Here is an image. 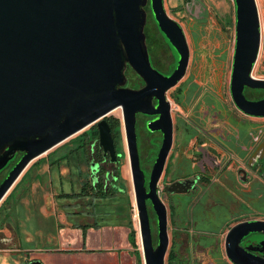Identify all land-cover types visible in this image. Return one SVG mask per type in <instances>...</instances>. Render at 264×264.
Segmentation results:
<instances>
[{
  "label": "water",
  "instance_id": "95a60500",
  "mask_svg": "<svg viewBox=\"0 0 264 264\" xmlns=\"http://www.w3.org/2000/svg\"><path fill=\"white\" fill-rule=\"evenodd\" d=\"M234 2L232 99L242 112L264 117V97L250 99L245 94L246 87L264 89V78L253 75L262 41L257 0ZM148 4L158 28L179 54L170 75L150 59ZM189 60L185 31L169 16L164 0H0V170L23 153L0 184V201L34 158L92 124L98 125L104 152L116 161L105 117L121 108L144 261L166 264L168 209L158 192L173 145L172 105L166 94L185 76ZM128 65L145 81L142 88L126 86ZM138 113L158 114L148 128L164 134L149 186L140 164ZM263 155L264 142L254 158ZM148 200L157 216L156 245ZM260 232L264 233V220L254 219L227 233L225 248L233 264H264V257L253 256L241 245L244 237ZM23 264L43 263L35 258Z\"/></svg>",
  "mask_w": 264,
  "mask_h": 264
},
{
  "label": "rangeland",
  "instance_id": "374dc122",
  "mask_svg": "<svg viewBox=\"0 0 264 264\" xmlns=\"http://www.w3.org/2000/svg\"><path fill=\"white\" fill-rule=\"evenodd\" d=\"M164 5L169 16L181 24L187 37L190 49L188 77L183 80L182 89L176 91V94L180 103L192 109L190 118L196 125L190 132H185L182 152L178 159L179 169L174 173V178L189 174L213 176L219 173V170L213 169L212 161H215L216 157L212 153H204V158L208 161L207 166L201 159L194 160L193 153L203 151L202 143L219 149L223 158L227 159L224 164V168L225 166L227 168L221 177L223 183H213L206 193L194 192L182 200H177L174 208L175 225L168 222L170 244L166 264H169V254L173 258L171 264H233L221 246V240L224 245L227 228L239 219L264 216V186L254 183L249 188L243 187L235 172L238 169L237 158L247 162L264 139V118L242 112L232 100L230 92L236 37L235 2L164 0ZM147 12V29L150 35L157 36L159 31L150 8ZM170 49L178 61V51L171 44ZM165 54L166 51L162 49L160 56ZM156 66L161 69V65ZM126 75L136 83L138 77L133 69H126ZM253 75L264 78V46ZM176 86L167 92L174 116L177 115V109L172 93ZM108 116L118 117L123 122L121 108L113 110ZM96 130L99 131V128ZM205 133L217 137L223 147H218L211 138L210 140L206 138ZM194 141L199 152L188 145ZM122 145L126 155L122 161L121 171L132 198L131 219L139 235V218L137 216L133 219L135 194L125 134ZM231 157L234 158L232 162ZM162 199L165 201L164 197ZM152 216V229L157 239V217L153 210ZM178 233L180 236L183 235L184 243L176 249ZM139 249L142 251L141 241Z\"/></svg>",
  "mask_w": 264,
  "mask_h": 264
},
{
  "label": "crops",
  "instance_id": "0c3cea01",
  "mask_svg": "<svg viewBox=\"0 0 264 264\" xmlns=\"http://www.w3.org/2000/svg\"><path fill=\"white\" fill-rule=\"evenodd\" d=\"M88 127L34 158L0 201V264H145L130 192L98 185Z\"/></svg>",
  "mask_w": 264,
  "mask_h": 264
},
{
  "label": "flooded vegetation",
  "instance_id": "af4514ba",
  "mask_svg": "<svg viewBox=\"0 0 264 264\" xmlns=\"http://www.w3.org/2000/svg\"><path fill=\"white\" fill-rule=\"evenodd\" d=\"M162 49L166 51L165 56L163 55L160 56ZM149 54H150V59L153 65L165 75H170L177 67L178 61L175 60V57L169 45L156 44L154 48L149 49ZM156 64L161 65V69L158 68ZM130 67L131 66L128 65L127 69H129ZM137 77L138 79H136L137 80L136 83H133L132 79H130V77L127 76L126 86L135 88V89L142 88L145 85V81L138 74H137ZM187 77L188 75L186 71L185 76L182 78L179 84L175 87L172 93L173 94L172 99L177 109V115L174 116L172 114V117H173V145L170 150L169 156L167 158L162 176L158 182L159 196L161 199L164 197L166 201V202L165 201L163 202L166 204L167 209H168V222L174 223V225H175V209L174 208L177 205V200H182L184 197L194 192L202 191L206 193V191H208V189L211 187L213 183L215 184L217 182L223 183V180L221 179V177L223 176V172L227 168V166H225L224 168V164L227 161V159L226 157L223 158V154H221L219 149L213 148L211 146H208L207 144L202 143L203 151L199 152L198 150L199 148L196 145V141H194L192 144L188 143L191 149L198 150L199 152V153H193L192 156L194 160L201 159L203 160V164L207 166L206 162L208 161L205 160L204 153L205 152L212 153V155L216 157L215 161H212L213 169L217 171L219 170V173L217 175L214 174L213 176L210 174H205L203 176H200L198 174H189L186 176H177L174 178V173L177 172L179 169L178 159L182 152L185 132H190L192 129L196 127V125L193 124V120H191L190 118V111H192V109L187 108V106L180 103V99L177 98V94H176V91L178 92L182 89V85L184 83L183 80H186ZM230 92H231V84H230ZM248 98L258 99L257 97H252V96ZM167 99H169L168 96H167ZM153 102L156 106L158 105V101L156 99H154ZM108 115L106 117H110ZM158 116H159L158 114H155V115H147L143 113L137 114L136 131H137L138 149H139V155H140V164L147 178V186H149V180L152 174V170L156 162V159L158 157L160 148L163 143V138H164V134L162 131L160 130L151 131L148 128V123L158 118ZM97 127H98L97 123L92 124L86 130H84V132L88 133V135L90 136L89 143H92L91 147H92V151H94L93 157L95 158V160H97L99 164L98 185L106 189L124 190L127 187L124 183L122 171H121V175L119 178H117L114 174L115 166L113 164L118 161V154H117V160L113 161L110 154H106L104 152V149L100 145V142H99L100 132L98 131L99 134H97V130H96ZM122 130H123V136H124L125 133L123 129V122H122ZM205 137L208 139L211 138V141H213L218 147H221V146L223 147V144L220 142V140L217 137H214L208 133H205ZM263 142H264V139L261 141L258 147L254 150L250 159L247 162L243 161L242 159L237 158L238 159V162H237L238 169H236L235 172H236L238 180L241 181L242 183L241 185L243 187L249 188L254 183H258V184L261 183L260 185L264 186V155L262 157H258L257 159L254 158L256 151L258 150V148L261 146ZM116 152H117V149H116ZM22 156H23V153H17L16 156L13 159H11L2 170H0V184L8 176L9 172L14 168V166L17 164V162L21 159ZM233 159L234 158L231 157L230 162H232ZM120 170H121V167H120ZM208 170L211 171L210 168H208ZM244 171L246 172V174H244ZM148 205H149L150 216H152L153 208H152V204L150 200H148ZM254 219L264 220V216H261V217L254 216L250 218L248 217V218L239 219L231 227L227 228L226 235L238 223L242 221L254 220ZM182 236H180V234L178 233L179 239L177 243H175L176 249L179 247V245H183L184 243ZM225 239H226V236H225ZM263 241H264V233H261V232L252 233L242 239L241 245L245 249L249 250V252L253 256L263 258L264 252L261 251L262 248H264V245L262 244ZM155 242L156 244L158 243V238L155 239ZM221 246H222V249L225 255L227 256L226 248H225V241L223 245L222 240H221Z\"/></svg>",
  "mask_w": 264,
  "mask_h": 264
},
{
  "label": "trees",
  "instance_id": "16d2710c",
  "mask_svg": "<svg viewBox=\"0 0 264 264\" xmlns=\"http://www.w3.org/2000/svg\"><path fill=\"white\" fill-rule=\"evenodd\" d=\"M149 8H150V4H148L146 6V9H149ZM150 11H151V8H150ZM151 15H152V12H151ZM152 17H153V15H152ZM153 19H154V17H153ZM154 21H155V19H154ZM155 23H156V21H155ZM156 25H157V23H156ZM157 28H158V25H157ZM158 31H159V35L152 36V35H150V33L147 29V25H146L145 32L147 35V44H148L149 49L154 48L155 45L158 43L161 45H169L170 46L168 39L164 36V34L160 31L159 28H158ZM154 41H156V43H153ZM129 69H132V68L130 67ZM245 94L247 95V97L252 96V97H257L259 99V98L264 97V89H251L249 87H246L245 88ZM106 119L108 120V122L110 124L112 136H113L114 143H115L116 149H117L118 161L116 163H114L113 165L115 166L114 174L117 178H119L121 175L120 167H121L122 161L126 155V152H125L123 145H122L123 144L122 120L120 118L114 117V116L106 117ZM97 134H99L98 131H97ZM151 222H152V216H151ZM131 235H132V239L135 241V243H137L138 231L135 227H133ZM154 243L156 244L155 238H154ZM168 259H169L168 263L171 264L173 258L170 257V254L168 256Z\"/></svg>",
  "mask_w": 264,
  "mask_h": 264
},
{
  "label": "built area",
  "instance_id": "2783aa9c",
  "mask_svg": "<svg viewBox=\"0 0 264 264\" xmlns=\"http://www.w3.org/2000/svg\"><path fill=\"white\" fill-rule=\"evenodd\" d=\"M132 210H133V219H134L138 216V210H137L136 204L133 205ZM138 218H139V216H138Z\"/></svg>",
  "mask_w": 264,
  "mask_h": 264
}]
</instances>
